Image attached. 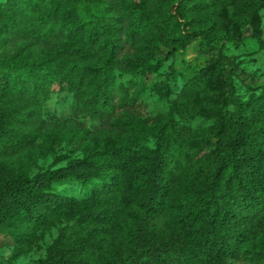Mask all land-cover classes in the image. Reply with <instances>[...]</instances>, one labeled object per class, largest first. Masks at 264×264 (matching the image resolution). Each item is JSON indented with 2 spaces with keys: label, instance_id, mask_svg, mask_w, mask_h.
I'll use <instances>...</instances> for the list:
<instances>
[{
  "label": "trees",
  "instance_id": "16d2710c",
  "mask_svg": "<svg viewBox=\"0 0 264 264\" xmlns=\"http://www.w3.org/2000/svg\"><path fill=\"white\" fill-rule=\"evenodd\" d=\"M263 13L264 0H0L9 259L57 226L39 264H264V83L242 96L227 52L264 51ZM195 42L203 62L152 82ZM55 86L92 126L46 118ZM147 92L167 108L142 116ZM68 181L87 194L55 188Z\"/></svg>",
  "mask_w": 264,
  "mask_h": 264
},
{
  "label": "rangeland",
  "instance_id": "374dc122",
  "mask_svg": "<svg viewBox=\"0 0 264 264\" xmlns=\"http://www.w3.org/2000/svg\"><path fill=\"white\" fill-rule=\"evenodd\" d=\"M264 16V13H263ZM197 43H193L186 51L177 54L173 58H169L164 67L159 73H157L153 81H159L165 78L166 73L171 68H179L182 70L185 68L188 62H203L204 57L198 53ZM165 49L160 53L164 54ZM229 54H236L240 60L242 72L237 77L238 88L242 96H246L251 87L264 83V51L259 48L258 43L254 39H249L246 42L245 47L235 48L230 46L227 50ZM181 80L179 79V83ZM74 99L72 94L64 91H60L58 86H55V91L52 98L46 103L45 116L50 121L54 122H66L68 127L82 122L87 126H92V122L81 114L74 112L72 105ZM138 111L144 116H153L159 111L165 110L168 106V102L159 98L157 95L147 92L138 102ZM68 145L63 143L58 147V154L64 153ZM54 157L49 155L39 160L38 169H46L51 166ZM55 188L58 191L73 194L79 197L85 196L87 190L82 188L75 181H68L64 184H55ZM58 234V227L53 226L45 231L44 238L41 241V246L35 248L28 254L21 256L20 258L11 261L9 259L12 252V244L10 238L6 233L0 229V264H39L42 259L46 257V249L52 243L54 238ZM247 264V263H240Z\"/></svg>",
  "mask_w": 264,
  "mask_h": 264
}]
</instances>
